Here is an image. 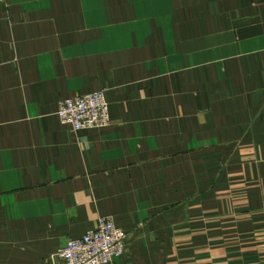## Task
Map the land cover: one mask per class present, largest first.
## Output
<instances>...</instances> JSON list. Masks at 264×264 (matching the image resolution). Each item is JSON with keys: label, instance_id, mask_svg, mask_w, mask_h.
Segmentation results:
<instances>
[{"label": "crops", "instance_id": "obj_1", "mask_svg": "<svg viewBox=\"0 0 264 264\" xmlns=\"http://www.w3.org/2000/svg\"><path fill=\"white\" fill-rule=\"evenodd\" d=\"M100 90L108 127L62 124ZM102 218L110 264H264V0H0V264Z\"/></svg>", "mask_w": 264, "mask_h": 264}, {"label": "built area", "instance_id": "obj_2", "mask_svg": "<svg viewBox=\"0 0 264 264\" xmlns=\"http://www.w3.org/2000/svg\"><path fill=\"white\" fill-rule=\"evenodd\" d=\"M57 115L74 131L103 129L110 125L105 91L61 100ZM128 234L109 218L99 220L95 229L70 239L50 260L40 264H110L127 251Z\"/></svg>", "mask_w": 264, "mask_h": 264}]
</instances>
